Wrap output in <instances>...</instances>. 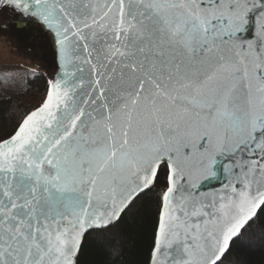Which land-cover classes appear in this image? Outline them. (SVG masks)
I'll use <instances>...</instances> for the list:
<instances>
[{"label":"snow or ice","instance_id":"snow-or-ice-1","mask_svg":"<svg viewBox=\"0 0 264 264\" xmlns=\"http://www.w3.org/2000/svg\"><path fill=\"white\" fill-rule=\"evenodd\" d=\"M7 15L14 51L52 70L0 92V264H249L264 0H0Z\"/></svg>","mask_w":264,"mask_h":264},{"label":"rangeland","instance_id":"rangeland-1","mask_svg":"<svg viewBox=\"0 0 264 264\" xmlns=\"http://www.w3.org/2000/svg\"><path fill=\"white\" fill-rule=\"evenodd\" d=\"M12 23L11 15L0 16V24ZM12 41L9 43V41ZM17 41L7 34L0 33V73L7 74L6 86H0V91L5 95H11L15 99V93L24 79L25 70L39 71L40 67H46L38 59L37 51L28 52L19 45V51H14Z\"/></svg>","mask_w":264,"mask_h":264},{"label":"trees","instance_id":"trees-1","mask_svg":"<svg viewBox=\"0 0 264 264\" xmlns=\"http://www.w3.org/2000/svg\"><path fill=\"white\" fill-rule=\"evenodd\" d=\"M1 92V91H0ZM5 95V94H3ZM257 236L251 238L252 250L244 249L243 255L249 260V264H264V241ZM86 262L90 264H100L102 257L97 255L93 249H89L85 257ZM142 256L138 249H133L128 257V264H140Z\"/></svg>","mask_w":264,"mask_h":264},{"label":"water","instance_id":"water-1","mask_svg":"<svg viewBox=\"0 0 264 264\" xmlns=\"http://www.w3.org/2000/svg\"><path fill=\"white\" fill-rule=\"evenodd\" d=\"M20 47L22 49H27L28 52H31V51H36V50H29L30 49V45H25L23 42L19 43ZM39 60H41L42 63H44V65L46 66L45 68L49 69V70H52L51 69V56L49 55L47 59H44L42 57V54H40V57H38Z\"/></svg>","mask_w":264,"mask_h":264}]
</instances>
